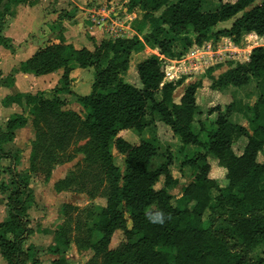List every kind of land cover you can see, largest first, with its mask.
I'll return each mask as SVG.
<instances>
[{
	"label": "trees",
	"instance_id": "16d2710c",
	"mask_svg": "<svg viewBox=\"0 0 264 264\" xmlns=\"http://www.w3.org/2000/svg\"><path fill=\"white\" fill-rule=\"evenodd\" d=\"M22 1L12 0L11 4L0 0V45L11 50V39L4 35L5 16ZM208 1L133 0L142 10L141 18L132 23L133 36L101 41L93 50L74 48L60 35L57 42L45 45L21 63V70L35 74L64 70L62 85L55 88L54 98L17 93L2 100L3 104L17 103L32 115L48 112L53 120L44 121L50 127L55 149L64 145L77 123L96 142L109 183L105 205L99 209L97 243L106 248L117 229L132 240L127 246V257L122 250H111L105 255V264H264V257L254 253L257 245L264 246V164L257 161V154L264 150V46L253 47L246 61L233 63L217 76L212 67L206 70L212 90L242 87L255 78L261 91L245 109L235 108L233 101L224 110L219 105L210 107L207 114L216 112L215 120L198 121L197 127L193 123L197 110L195 93L202 87V80L187 84L177 102L173 93L184 76L166 80L163 57L180 58L185 50L200 46L209 38L228 37L238 43L244 34L264 36V0H226L204 10ZM62 15L71 17L65 12ZM231 18L234 19L229 27L212 30ZM145 46L156 49L157 54L136 64L141 84L137 87L125 81L123 74L131 54ZM74 65L94 70L91 91L74 97L84 109L83 118L77 112L61 110L66 103L62 95L70 93L68 73ZM236 110L243 112L251 133L230 119ZM26 120L24 111L15 113L7 119L6 130L0 132V158L11 161L6 167L9 185H0V193L7 194L8 216L0 222V255L6 264H30V260L33 264L32 250L24 248L35 231L29 225L28 214L33 190L15 168L16 155L3 146ZM156 121L167 125L183 145L198 147L181 163L191 168L192 179L182 185L178 197L170 192L178 184L169 170L171 154L150 167L159 152L153 133ZM150 126L151 135L143 136ZM127 129H134L143 137L138 143H130L120 135ZM240 136H245L247 143L237 155L232 144ZM112 145L124 155L122 171L113 163ZM208 154L225 169L226 186L219 187L209 176ZM160 176L163 186L155 189ZM212 190L217 191L214 197ZM157 213L162 222L150 219ZM51 264L69 262L58 257Z\"/></svg>",
	"mask_w": 264,
	"mask_h": 264
},
{
	"label": "rangeland",
	"instance_id": "374dc122",
	"mask_svg": "<svg viewBox=\"0 0 264 264\" xmlns=\"http://www.w3.org/2000/svg\"><path fill=\"white\" fill-rule=\"evenodd\" d=\"M4 1L12 4V0ZM222 1L226 0H209L204 4L203 9L208 10L216 7ZM259 1L256 0L255 3ZM8 15L5 16V19ZM233 19L218 23L212 30L216 31L222 27H229ZM136 22L137 20L134 21L133 25ZM255 46H264V38L244 34L238 43H234L228 38L223 39V37L217 40L209 38L200 46L194 45L185 50L184 55L180 58L163 57V60L165 58L167 62L164 60L165 72L166 64L169 67L171 65L168 59L182 60L186 57V62L183 63L184 67L190 65L191 70L196 74L194 79L202 80V87L196 90L195 100L202 107H207L203 117L207 116L205 113L210 107L219 105L223 109L224 102L227 100L233 101L235 108L245 109L247 105L256 100L261 91L260 83L255 78H251L242 87L226 88L219 92L213 91L209 88L210 80L206 77V70L212 67L214 69L213 75L217 76L233 63L246 61L251 49ZM152 53L157 54L146 49L143 55ZM130 60L136 63V52L131 54ZM133 63H131V66H134L133 70L126 71L123 78L125 81L140 87L136 64L133 65ZM129 66L128 69L131 67ZM177 66V62H174L173 67L169 68L168 72H173L175 68H178ZM93 71L92 67L82 69L79 78L81 83L79 85L74 84L70 93L72 96L64 94L62 97L70 101L74 100L73 95L88 94L91 89ZM168 75L166 74V76ZM176 95L175 93V97H177ZM81 113L83 118L84 114L82 111ZM216 114V112L212 113L211 118L206 117L204 121H210ZM243 116L237 114L233 120L243 122L245 128L251 133L249 122ZM32 119L37 136L34 137L35 140L29 156L26 155V152L30 145L27 144V141L22 143L21 140H17V144L23 153L16 155L18 163L15 164V168L32 188L34 195V200L28 209L29 225L37 233H33V236L24 243V248H29L33 252V264H51L52 258H48V254L64 258L69 264H105V255L111 250H122L125 252L124 256L127 257L130 254L127 251V246L131 245L132 240L126 237L122 229L115 230L106 248L97 243L99 239L97 226L99 209L105 205L109 183L103 173L102 160L96 149V142L89 136V133H86L84 127L77 123L74 132L67 134L64 145L62 144L61 148L55 149L57 145L49 136L51 134L50 127L44 121L47 119V122H51L53 120L51 115L48 112L46 114L36 113L32 115ZM156 122L155 130L153 131L151 128L153 126H150L146 132L147 135H151L152 131L155 132V137L158 140L156 142L159 152L152 159L150 167L154 168L164 161L167 154H171L173 160L169 170L171 175L178 179V184L170 192L178 197L181 192V185L190 182L192 179L191 168L181 165L184 158L190 155V151L186 153L184 149H181L183 151L178 149V142L170 129L160 121ZM120 135L130 143H138L143 137L130 132H120ZM10 145L7 147H11ZM243 145L244 140L239 141L237 139L232 144L235 151H238ZM110 151L113 156V163L122 171L124 155L118 153L113 145ZM207 160L210 164L209 176L215 179L217 184L222 185L220 187L226 186L225 169L218 165L217 159L213 155H208ZM257 161L264 164V150L257 154ZM9 180L10 176L6 166L0 165V185L2 183L9 185ZM161 185L162 178L160 182L155 184V188H159ZM211 195L214 197L217 195V191ZM5 197L6 195H0L1 206L6 201ZM52 250L58 252L53 253ZM254 253L264 257V246L262 244L257 245ZM0 263H2L1 257Z\"/></svg>",
	"mask_w": 264,
	"mask_h": 264
},
{
	"label": "crops",
	"instance_id": "0c3cea01",
	"mask_svg": "<svg viewBox=\"0 0 264 264\" xmlns=\"http://www.w3.org/2000/svg\"><path fill=\"white\" fill-rule=\"evenodd\" d=\"M132 1L133 0H23L13 6L12 13L7 16V19H5L6 26L4 29V35L11 39L13 50L0 45V132L6 130L7 119L15 113H22L24 111V115L27 120L22 127L15 129L14 138L3 145L6 151H10L15 155H21L23 152L17 144V140H21L22 143L27 141L30 148L27 150L26 155L29 156L31 153V147H33L32 145L35 140L34 137L36 138V132L34 129L32 114H29L28 109L18 105L17 103L3 104V98L21 93L33 96L39 94L47 100H52L55 96V88L62 85V76L64 74V70L62 68H57L53 71L42 74H35L30 70H21V63L30 59L45 45L57 42L60 35H62L65 41L70 43L74 48L79 49L86 47L91 50H93L95 44H98L101 41L114 40L118 37L133 36L134 31L132 29V23L141 18L142 10L136 2L133 3ZM64 12L71 15V17L62 15ZM33 29H35L34 32ZM249 34L255 35L259 38H264V36H257L254 33ZM227 38L228 37H223V39ZM228 39L230 40V38ZM146 49L157 53L155 49L145 46L141 51L136 52L137 61L136 63H133V61L130 60V66L131 63L135 65L139 61L151 55H143ZM164 60L166 62L165 58ZM168 60H170L171 65L169 67V65L166 64V74H170L166 76V80L175 81L181 76H184L183 83L177 87L173 93L174 100L177 102L183 93L184 87L196 80L194 79L196 74L193 73L190 65L188 66L189 68L187 66L184 67L183 63L186 62V57L182 60ZM174 62H177L178 68H175L173 72H168L169 68L173 67ZM133 67L134 66H131L127 72H129V70H133ZM85 68L74 65L69 71L68 89L70 93L72 92L74 84L79 85L81 83L79 78L82 69ZM231 87L233 86H229L228 88ZM70 93L66 95L72 96ZM175 93L177 94V97H175ZM73 97H75V95H73ZM230 102L232 101L227 100L224 104L226 105ZM196 104L197 110L194 115L193 122L195 126L198 121H204L206 117L211 118L212 116V113H205L207 116L203 117L202 115L207 107H202L197 102ZM61 110L74 111L81 116V111L84 112L82 106L75 101V99L70 101H67L66 99V103L61 106ZM240 113L241 112L237 110L234 111L230 116V119L233 120L237 114L243 116V114ZM216 116L211 120H215ZM237 123L245 126L243 122L241 123L239 121ZM155 124H157V122ZM121 132H130L134 133L136 136H140L134 129H127ZM145 134L146 131L143 132L142 135L147 137L148 135ZM172 135L178 142V149H184L186 153L187 151L193 152L198 150L197 146L190 144L183 145L179 136L173 133ZM237 140H244L243 147L239 148L238 151H235L232 146L235 154L239 155L242 153L244 146L247 143V138L245 136H240ZM9 144H11V147H7ZM16 163H18V161ZM10 164L11 161L9 159L0 158L1 166L8 167ZM161 178L162 185L159 188L163 186V177L160 176L155 182V184H157L160 182ZM218 186L220 187L222 185L218 184ZM213 192L216 191L212 190L211 193L213 194ZM0 195L7 196V194L3 193H0ZM7 216V207L4 202L2 206L0 204V222L4 221ZM33 233H37V231H34ZM32 236L33 234L30 235V237ZM0 257L2 260V263L0 264H6L4 258L1 255ZM48 258H52V260H54L58 257L53 254H48Z\"/></svg>",
	"mask_w": 264,
	"mask_h": 264
},
{
	"label": "clouds",
	"instance_id": "9594fccd",
	"mask_svg": "<svg viewBox=\"0 0 264 264\" xmlns=\"http://www.w3.org/2000/svg\"><path fill=\"white\" fill-rule=\"evenodd\" d=\"M150 219L153 222H162V217H161V215L159 213H157L155 216L150 217Z\"/></svg>",
	"mask_w": 264,
	"mask_h": 264
},
{
	"label": "water",
	"instance_id": "95a60500",
	"mask_svg": "<svg viewBox=\"0 0 264 264\" xmlns=\"http://www.w3.org/2000/svg\"><path fill=\"white\" fill-rule=\"evenodd\" d=\"M35 31V29H33V32Z\"/></svg>",
	"mask_w": 264,
	"mask_h": 264
},
{
	"label": "built area",
	"instance_id": "2783aa9c",
	"mask_svg": "<svg viewBox=\"0 0 264 264\" xmlns=\"http://www.w3.org/2000/svg\"><path fill=\"white\" fill-rule=\"evenodd\" d=\"M166 73V72H165Z\"/></svg>",
	"mask_w": 264,
	"mask_h": 264
}]
</instances>
